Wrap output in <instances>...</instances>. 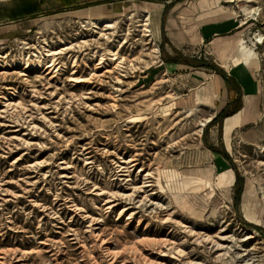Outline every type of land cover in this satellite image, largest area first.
Instances as JSON below:
<instances>
[{"label":"rangeland","instance_id":"374dc122","mask_svg":"<svg viewBox=\"0 0 264 264\" xmlns=\"http://www.w3.org/2000/svg\"><path fill=\"white\" fill-rule=\"evenodd\" d=\"M0 25V264L242 260L204 235L264 264V0H0Z\"/></svg>","mask_w":264,"mask_h":264},{"label":"bare ground","instance_id":"6f19581e","mask_svg":"<svg viewBox=\"0 0 264 264\" xmlns=\"http://www.w3.org/2000/svg\"><path fill=\"white\" fill-rule=\"evenodd\" d=\"M245 10L249 11L248 8H245ZM250 11H254V12L260 13V8L259 7H254L252 9H250ZM116 24H117V20L116 21H113V20L108 21L105 24L104 29H106V30L114 29L116 27ZM139 25L143 26V28H142V30L144 31L143 35H147V36L150 35V33L148 32V31H150V27H149V25H150V15H145V17L141 20V22H139ZM94 26L98 27L97 22H95ZM102 35L110 39V35H108L107 33L102 32ZM80 43H84L83 45H85V44H88L89 41H88V39L82 38ZM241 46H242L243 54L245 55L246 59H248L249 56H250V52H249V49H248L247 45L242 42ZM27 47L28 46H26V48ZM70 48H72V45H67V46L62 47L60 49H51V48L47 49V51H48L47 55H50V56L53 57L52 58V62L48 63V65H47L48 67L47 68L54 67L55 66L56 56L59 53L64 52V50L70 49ZM109 51H112V50H109ZM158 51H159V46L155 43L154 52H158ZM112 54H116V52H112ZM102 58H104V56ZM115 58H117V57H115ZM39 59H40V61H42L41 58H39ZM100 62H102V61H100ZM74 72H76V70H74L73 73ZM94 73H96V72H94ZM218 76L219 75H217V77ZM72 80H76L77 82L78 81L81 82V81H86V80H89V79L83 78V77L78 76V75H73L72 76ZM219 80H220L219 83H224V79L221 76H219ZM224 89H225V86H224ZM224 92H225V93H223L224 98L221 101V104L216 108V111L214 113H212L211 115H209L205 119V121L202 124H206V122L211 121L213 119V117L215 116V114L218 113L225 106V103H226V101H225L226 90H224ZM195 95H196V92L192 94L191 98L193 99ZM88 152H91V151L88 150ZM124 162H126L127 164L126 165L122 164V167H128V166H131V165L134 166L138 162V158L135 155H130L128 159H124ZM146 174H149V173H146ZM219 180H220L221 184L229 185V183H231V180L227 179V176H225V175L220 176ZM145 182H147V181H145ZM184 182H185V187H187V184H188L187 179H184ZM149 185H152V183H150V182L144 183L138 189L142 191L143 190L142 187L149 186ZM97 188H98V186H97ZM105 193H106V191L101 189L98 194H105ZM111 196L115 197V194H112ZM175 196H176V200L179 201V203H183V204L186 203L187 200H186V197H185L184 193L176 192ZM128 198L129 199H131V198L135 199L136 197H134V193H132V194L128 195ZM112 199L113 198H107V202L110 204V206L116 205L118 203V202H116V201H114ZM151 199L152 198L149 197V194H146L144 197L138 199V201H139L140 204L145 205L147 200L151 201ZM152 204H153V201H152ZM125 208H127V207H125ZM203 237H205L206 240L213 241V243H215L218 246V248L222 249L223 250V253H221L222 256L231 254V257H234L235 261H237L239 258L240 259L242 258V260H238L237 261L238 264H251V263H247L248 259H244L243 256L241 255L240 251L237 250L238 245H244V244H239L237 241L234 240V238H233V242L232 243H225V242H220L219 240H214V237H212L211 235H204ZM231 237H233V236H231ZM167 243H168V239H164V240H162L160 242V247H159L160 251H165L162 247H164ZM185 261H187L188 264H194V262L191 259H189V258L185 259Z\"/></svg>","mask_w":264,"mask_h":264},{"label":"trees","instance_id":"16d2710c","mask_svg":"<svg viewBox=\"0 0 264 264\" xmlns=\"http://www.w3.org/2000/svg\"><path fill=\"white\" fill-rule=\"evenodd\" d=\"M165 61L167 63H181L179 58H169L168 56L165 57ZM184 64L187 65V66H208V67H211L213 69H215L219 74H221L229 83H232V84H237L238 85V81L237 79L235 78V76H232V75H229L224 68H222L221 66L215 64V63H208L206 60H204L203 58H197L195 57L194 60H192V62L190 61H184ZM237 90L239 92H241V90L239 89V86H237ZM236 102H237V106L232 109L231 111H228V108H229V105L230 103L222 110L220 111L213 119L212 121H216L219 117L221 116H229V115H232L234 114L235 112H237L240 108H241V105H242V97L239 96L237 99H236ZM215 152H218V150L216 149H213ZM224 155L225 156H228V154L226 152H224ZM229 157V156H228Z\"/></svg>","mask_w":264,"mask_h":264},{"label":"crops","instance_id":"0c3cea01","mask_svg":"<svg viewBox=\"0 0 264 264\" xmlns=\"http://www.w3.org/2000/svg\"><path fill=\"white\" fill-rule=\"evenodd\" d=\"M173 6V5H172ZM171 5H166V9H165V13H167L169 10H170V8L172 7ZM23 9V7L22 8H20V10H22ZM19 14H17V16H18ZM161 31H162V34L163 35H165V37H164V40H163V42L161 43V45H162V48H163V50H165L166 52H167V55H168V57L169 58H176V57H174V56H172L171 54H169L168 53V51L166 50V48H165V44L166 43H168V42H171V39L170 38H168V36H170V34H168L167 32H166V30H169V28H168V26L167 27H164V26H161ZM3 31H5L4 29H3V26H1L0 25V38L2 37V35H3ZM165 63H167L166 61H165ZM167 64H173V65H179V63H167ZM224 78V77H223ZM228 104H227V102L225 103V106L220 110V111H222L226 106H227ZM219 111V112H220ZM218 112V113H219Z\"/></svg>","mask_w":264,"mask_h":264}]
</instances>
